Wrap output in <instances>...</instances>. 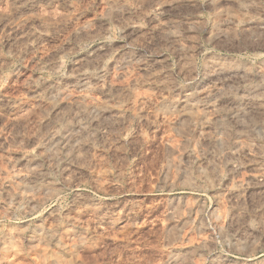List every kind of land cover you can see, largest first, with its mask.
Returning a JSON list of instances; mask_svg holds the SVG:
<instances>
[{
    "label": "rangeland",
    "instance_id": "rangeland-1",
    "mask_svg": "<svg viewBox=\"0 0 264 264\" xmlns=\"http://www.w3.org/2000/svg\"><path fill=\"white\" fill-rule=\"evenodd\" d=\"M263 26L264 0H0V264H264Z\"/></svg>",
    "mask_w": 264,
    "mask_h": 264
},
{
    "label": "bare ground",
    "instance_id": "bare-ground-1",
    "mask_svg": "<svg viewBox=\"0 0 264 264\" xmlns=\"http://www.w3.org/2000/svg\"><path fill=\"white\" fill-rule=\"evenodd\" d=\"M248 22V21H247ZM251 23V22H250ZM257 24V23H256ZM245 25H247L246 23H245ZM260 27V26H259ZM264 27V26H263ZM263 29V28H262ZM244 30V29H243ZM81 76V75H80ZM88 76V75H87ZM89 77V76H88ZM90 80V79H89ZM91 81V80H90ZM81 87L83 88V90L84 89H86L87 90V88L89 87V83H91V82H89L88 81V79L86 78V77H83V79L81 80ZM96 83V82H95ZM90 88V87H89ZM208 94V93H207ZM206 94V95H207ZM188 95V94H187ZM192 95V94H191ZM206 95H204V96H206ZM184 97H186V96H184ZM193 97V96H192ZM249 97V96H248ZM248 97L247 98H244L243 100H242V104H248L250 101H249V99H248ZM256 97V96H255ZM254 97V98H255ZM263 97V96H262ZM262 97H261V99H262ZM187 98V97H186ZM186 98H185V100H186ZM250 98V97H249ZM184 99V98H183ZM188 100V99H187ZM187 100L186 101H181V102H177V103H175V104H173L172 106H173V108L175 107L176 109H179V114H181L182 113V115L185 113V114H188V112H189V110H191L192 108H195V107H193V102L192 103H189V102H187ZM191 101V100H190ZM195 101V100H194ZM207 101V100H206ZM212 101V100H211ZM205 102V101H204ZM213 102V101H212ZM212 102H206L205 104H203V108L205 109V111L207 110L208 112H214V113H216L215 112V108H217L216 106H215V104H214V102L212 103ZM241 102V101H240ZM195 104V103H194ZM252 104H253V106H260L261 104H263L262 103V100H260V97H259V99H254L253 100V102H252ZM195 106V105H194ZM249 107V106H248ZM261 107V109L263 108L262 107V105L260 106ZM246 108V107H245ZM247 109V108H246ZM249 109H251V108H249ZM254 109V108H253ZM260 109V110H261ZM217 110V109H216ZM237 110H241V109H237ZM243 110H244V108H243ZM255 111H256V109H254ZM253 110V111H254ZM196 111V110H195ZM194 111V112H195ZM204 111V110H203ZM204 111V112H205ZM236 111V110H235ZM251 111V110H250ZM204 112H203V114H204ZM218 112V111H217ZM252 112V111H251ZM257 112V111H256ZM213 113V114H214ZM235 113V112H234ZM238 113H239V111H238ZM253 113H255V112H253ZM190 114H192L193 115V113L192 112H190ZM197 114H199L198 112H197ZM197 114H194V115H197ZM205 114H206V112H205ZM211 114V113H210ZM194 115L192 116L193 118H194ZM215 115V114H214ZM188 116V115H187ZM203 116V115H202ZM206 116L204 115L202 118H205ZM193 118H191L190 117V119H193ZM197 119V118H196ZM201 118H198V120H200ZM207 119V118H206ZM202 120V119H201ZM193 121H194V119L192 120V123H193ZM196 121V120H195ZM194 121V122H195ZM206 121V120H205ZM206 123V122H205ZM194 124V123H193ZM207 125H208V122L206 123ZM197 125V124H196ZM206 126V125H205ZM76 148V147H75ZM79 149V148H78ZM77 150V149H76ZM76 152V151H75ZM260 161H262V160H260ZM253 162V161H252ZM263 163V162H262ZM248 165H250L251 167H252V171H253V174H251L250 175V178H251V180L252 181H254V186H255V188L256 189H258V190H261L262 191V189H264V184H263V181H264V164H256V163H254V164H248ZM24 179H26L27 177H24V175L22 176ZM261 178V179H263L262 180V182H259L258 180ZM258 179V180H257ZM236 188V187H235ZM247 190V187H244V185L243 184H240L239 183V185L237 186V188L236 189H234L233 191H231L230 192V194H231V196L235 199V200H238L239 201V199L240 198H242V197H244L243 196V194L245 193V191ZM262 193V195H263V197H264V190H263V192H261Z\"/></svg>",
    "mask_w": 264,
    "mask_h": 264
}]
</instances>
